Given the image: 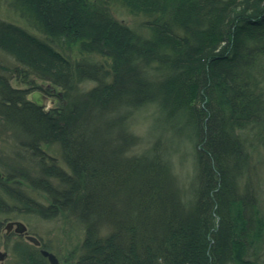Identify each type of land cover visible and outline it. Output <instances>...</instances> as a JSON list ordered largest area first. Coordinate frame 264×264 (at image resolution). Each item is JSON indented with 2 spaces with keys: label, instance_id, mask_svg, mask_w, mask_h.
<instances>
[{
  "label": "trees",
  "instance_id": "16d2710c",
  "mask_svg": "<svg viewBox=\"0 0 264 264\" xmlns=\"http://www.w3.org/2000/svg\"><path fill=\"white\" fill-rule=\"evenodd\" d=\"M11 1L44 37L0 21V47L27 85L14 88L0 73V127L37 167L0 179L19 202L0 197L1 210L82 225L77 264H255L245 256L260 222L241 191L248 134L264 131V0H115L148 17V35L116 19L112 0ZM62 37L79 58L55 47ZM30 76L60 88L66 103L46 109L26 98L38 86ZM84 81L94 85L79 90ZM146 106L194 143L191 198L161 138L133 150L130 119ZM41 144H57L66 168ZM26 183L47 203L21 192ZM13 251L18 264H48L27 246Z\"/></svg>",
  "mask_w": 264,
  "mask_h": 264
},
{
  "label": "rangeland",
  "instance_id": "374dc122",
  "mask_svg": "<svg viewBox=\"0 0 264 264\" xmlns=\"http://www.w3.org/2000/svg\"><path fill=\"white\" fill-rule=\"evenodd\" d=\"M109 10L121 22L137 29L144 35L149 34L146 24L148 17L145 14L130 12L120 1L115 0L110 1ZM24 19L13 7L11 0H0L1 22L19 26L40 38L44 37L38 29L30 26ZM54 45L71 61L80 57L75 41L62 37ZM91 58L99 62L102 61V58L95 54L91 55ZM18 65L20 64L17 58L0 47V73L8 77L12 87L25 88L27 85L22 81L19 82V77L15 71V67ZM30 78L35 81V86H38L33 89L29 88L26 98L33 100L31 94L38 93L40 96H35L38 98L43 97L44 105L41 106L38 98L37 101H33L46 109L61 107L66 103L60 88L49 81L33 76H30ZM93 85V81H84L79 83L78 89L86 90ZM130 122V128L138 139V144L133 148L134 152L144 150L152 141L161 138L162 146L169 157V165L175 182L183 197L185 199L191 198L193 179L196 173L195 146L188 136L187 130L184 132L173 130L157 118L155 109L152 106H146L137 111L131 117ZM248 135V150L251 161L249 170L243 178L245 185L243 184L241 192L247 189L255 199L256 212L260 222L257 221L256 228L259 229L260 234L258 239L254 238L255 246L250 249L249 254H246L245 257L251 259L255 264H264V131L263 133L253 132ZM41 149L51 158H54L58 164L66 168L61 157L60 147L57 144H41ZM25 152L19 149L13 136L6 129L0 127V179L4 180L3 182L7 180V173L12 168L16 172L24 169L33 174L37 170L35 160L29 155L30 153ZM10 184L14 188L19 186L16 183ZM3 189L0 187V197L12 208L17 207L13 206L19 204L16 197ZM19 189L38 203H47L44 194L32 189L27 183L22 184ZM14 192L17 194L15 190ZM12 221L22 222L26 230L23 232L16 231L15 224L7 229L8 223ZM27 235L34 236L39 240V244L29 240ZM83 237L82 225L69 218L63 216L56 218L43 217L37 213L20 215L15 211L6 213L0 208V251L5 253L4 258L0 260V264H18V256L14 253L15 250L13 251L15 245L19 247L27 246L32 251L39 252L48 264H77ZM43 244L47 247L44 248ZM43 249L53 254L57 261L52 263L47 255L42 254L41 250Z\"/></svg>",
  "mask_w": 264,
  "mask_h": 264
},
{
  "label": "water",
  "instance_id": "95a60500",
  "mask_svg": "<svg viewBox=\"0 0 264 264\" xmlns=\"http://www.w3.org/2000/svg\"><path fill=\"white\" fill-rule=\"evenodd\" d=\"M32 99L34 101H37V97L34 94L32 95ZM12 225H13L12 222L8 223L7 229H10L12 227ZM15 230L18 232H23L24 230H26V227L22 223L17 222ZM27 238L29 240H32L33 242L39 244V240H37L34 236L27 235ZM41 252L43 255H47L52 263H55L57 261L55 256L53 254L49 253L48 251L43 249V250H41ZM4 256H5V253L0 251V260H2L4 258Z\"/></svg>",
  "mask_w": 264,
  "mask_h": 264
},
{
  "label": "bare ground",
  "instance_id": "6f19581e",
  "mask_svg": "<svg viewBox=\"0 0 264 264\" xmlns=\"http://www.w3.org/2000/svg\"><path fill=\"white\" fill-rule=\"evenodd\" d=\"M33 94H34V95H38V96H40L38 93H32L31 95H33ZM37 98H38V97H37ZM38 99H40V98H38ZM40 104H41V106L44 105L43 103H40ZM17 222H20V221H12L13 225H14V224L16 225ZM20 223H22V222H20ZM22 224H23V223H22ZM13 225H12V226H13Z\"/></svg>",
  "mask_w": 264,
  "mask_h": 264
},
{
  "label": "flooded vegetation",
  "instance_id": "af4514ba",
  "mask_svg": "<svg viewBox=\"0 0 264 264\" xmlns=\"http://www.w3.org/2000/svg\"><path fill=\"white\" fill-rule=\"evenodd\" d=\"M37 97V96H36ZM39 103H44V99H43V97H40V99H39Z\"/></svg>",
  "mask_w": 264,
  "mask_h": 264
}]
</instances>
